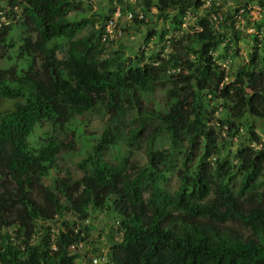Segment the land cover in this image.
<instances>
[{
    "label": "trees",
    "instance_id": "obj_1",
    "mask_svg": "<svg viewBox=\"0 0 264 264\" xmlns=\"http://www.w3.org/2000/svg\"><path fill=\"white\" fill-rule=\"evenodd\" d=\"M83 1L0 0V103H11L0 109V264H73L80 232L114 264H264V17L234 65L237 8L139 0L137 20L126 0H107L145 27L124 54L102 40L109 17H86ZM150 41L161 46L145 56ZM157 89L160 109L148 101ZM90 113L106 121L87 139ZM70 154L77 178L59 166ZM72 216L87 225L74 233Z\"/></svg>",
    "mask_w": 264,
    "mask_h": 264
},
{
    "label": "rangeland",
    "instance_id": "obj_2",
    "mask_svg": "<svg viewBox=\"0 0 264 264\" xmlns=\"http://www.w3.org/2000/svg\"><path fill=\"white\" fill-rule=\"evenodd\" d=\"M252 0H232L233 4L232 5H225L226 8H232L234 7V4L236 5H242L245 2H250ZM130 5V8H132L133 12L135 14H140V9L141 7L136 5L137 2H139V0H134V2L132 0L127 1ZM84 4H86V6H89V9L86 10V17L91 18V15H93L96 19H98V15L100 14H104L108 17H110L112 15L113 9L116 8L117 4L116 3H108L107 0H84L83 1ZM151 13H153V10H151ZM200 13V12H199ZM125 16V15H124ZM124 16H120L116 22H115V26L118 29H122L125 30L123 31L122 37L119 39H116L110 49L111 50H115V48H119V50H122L123 53L125 54L126 51L131 50L132 52L136 51L138 46L141 44L140 41V37H141V32L144 33V29L145 27H139L138 28V33L135 32V28L132 26V24L130 22H128ZM146 22H150L149 20H145ZM251 21H254L253 19H251ZM153 21L150 22V26L153 25L152 23ZM193 21L191 19L187 20L184 22V24L181 26V30H187L191 25H192ZM155 28L159 29V28H163V25H161V22H156L154 23ZM165 27V26H164ZM88 28L84 29L78 36H83L87 33ZM239 34H238V43H237V47H238V57L233 61V64H237V63H242L241 60H245L247 51L249 49L250 46V41L247 37H245L246 34H249L250 31H247L246 34H244L243 30H239ZM177 36L179 35V33H172V36ZM171 36V34H170ZM163 44V43H162ZM166 46V44H164ZM159 46H161V43L155 44L154 41H150L148 42V44H146V51L145 53L148 55L152 52H155L159 49ZM166 50V49H165ZM58 57L60 58L61 55H58ZM231 71L230 70L227 75H228V79H231ZM169 85V84H168ZM160 99H161V94L159 92V90L157 89L152 96L148 99L149 103L152 105L150 107H154L156 109H160ZM159 107H156L158 106ZM11 107V103L9 102H3L2 104L0 103V109H5V108H10ZM85 121V127L84 130H86L85 132V136L87 137V139L89 138V136L92 134L94 135H98V133L101 132L103 125L105 124L106 118L105 116H101L100 114L97 113H90L85 115V117L83 118ZM255 132L261 137L262 140H264V124L260 123L259 121H255ZM83 136V135H82ZM81 138L76 141V148L77 150L82 151L84 149V146L86 143L83 142V139ZM140 148V147H139ZM134 160L139 161L140 163L144 162V154H143V149L141 148L138 151H133V155H132ZM80 159V156L78 154H70V155H62L59 161V166L61 168H67L69 170V172L71 173V175L73 177H79V173L76 170L75 164L76 162ZM103 222V221H101ZM94 226L100 227L102 228V226L100 225L99 221L96 220L93 223Z\"/></svg>",
    "mask_w": 264,
    "mask_h": 264
},
{
    "label": "clouds",
    "instance_id": "obj_3",
    "mask_svg": "<svg viewBox=\"0 0 264 264\" xmlns=\"http://www.w3.org/2000/svg\"><path fill=\"white\" fill-rule=\"evenodd\" d=\"M127 1H130V0H126V2ZM133 2H134V0H132ZM208 1L209 0H205V5H207L208 4ZM216 1H220V2H222L223 3V5H232L233 4V2H232V0H216ZM128 3V2H127ZM244 4V3H243ZM242 4V5H243ZM253 7H255V8H258L259 9V12H260V15H259V17H252V14L254 13V9H253ZM236 8L238 9V10H236ZM230 9H234V10H236L237 11V14L234 16V18H235V23H234V29L236 30V31H238L239 32V30H243V32H244V34H246L247 33V31H249V30H252L251 32H249V34H252V33H254V30H253V28H252V26H251V23L252 22H255V21H258L259 19H261V21H262V18L264 17V0H252V1H250V2H247V5L246 6H243V7H241V5H236V4H234V7H232V8H230ZM118 11V16L117 17H113V14H114V12L115 11ZM151 10H153V13H151ZM240 10H242V12L241 13H239V11ZM140 12H141V9H140ZM154 9L153 8H151L150 9V14H154ZM133 14H135L134 12H133V10H132V15ZM125 15V16H124ZM132 15L129 13V11H125L124 12V14H122L121 13V11L119 10V8L118 7H116V8H114L113 9V12H112V15L109 17V19L108 20H106V22H105V24H104V26H103V31H104V33L102 34V40H104V39H109V41L111 42V44L110 45H112V43L116 40V39H119V38H121L122 37V34H123V30L122 29H118V28H116V26H115V22H116V20L120 17V16H124L125 17V19L128 21V22H130L131 24H132V21H131V19H132ZM136 15V19L137 20H141L142 19V15H141V13L140 14H135ZM146 16H148V15H146ZM189 19H191L192 21H193V18L191 17V15L189 16H187L186 18H185V20H184V22L185 21H187V20H189ZM251 19H253L254 21H251ZM110 20H112V26H111V28H110V30H109V33H106V31H105V26L108 24V22L110 21ZM145 20H147V18L145 19ZM247 24V25H246ZM192 25H193V23H192ZM191 25V26H192ZM216 26V23L214 24V27ZM262 26H264V21H263V23H262ZM119 32V33H118ZM240 33V32H239ZM262 33V30L260 31V34ZM246 35H248V34H246ZM245 35V36H246ZM237 38H238V35H237ZM239 40V39H238ZM148 44V43H147ZM163 44H167V43H163ZM137 50H138V48H137ZM147 49H146V45L145 46H143V47H140V51H143L144 52V54H145V56H147V54L145 53V51H146ZM222 51V49L221 48H219L215 53H214V55L215 54H217V53H219V52H221ZM134 52H136V51H134ZM152 53H154V52H152ZM151 54V53H150ZM229 54V53H228ZM149 55V54H148ZM58 57V56H57ZM59 58V57H58ZM245 59H246V57H245ZM221 68H223L224 69V71L225 72H229V62L227 61V62H225V63H222L221 65ZM225 79H228V75H227V78H225ZM87 220V219H86ZM87 222H88V220H87ZM50 223H51V225L53 226L51 229L52 230H54V229H57V228H54V226H56V225H59V219L57 218V217H54V219L53 220H51L50 221ZM113 224V226H114V228H116L117 227V222H114V223H112ZM50 229V230H51ZM59 230V229H58ZM50 234H52L51 233V231H50ZM54 238V237H53ZM53 238H51V239H53ZM52 249H54L53 247H52ZM107 249V248H106ZM108 253H109V256H110V252H109V250H108ZM79 256H80V254H79ZM111 260V259H110ZM112 261V260H111Z\"/></svg>",
    "mask_w": 264,
    "mask_h": 264
},
{
    "label": "built area",
    "instance_id": "obj_4",
    "mask_svg": "<svg viewBox=\"0 0 264 264\" xmlns=\"http://www.w3.org/2000/svg\"><path fill=\"white\" fill-rule=\"evenodd\" d=\"M253 9H254V13L252 14V17H259L260 15L259 9L255 7H253ZM241 12L242 10L239 11V13ZM117 16H118V11L116 10L113 14V17H117ZM0 20H2V18H0ZM212 20L215 21V17H212ZM112 24H113L112 20H110L108 24L105 26L106 33H109ZM249 31L251 32L252 30ZM71 219L76 223V228L74 229V233L77 232L78 226L80 225L85 226L88 223L86 219L78 220L75 216H72ZM50 231L52 233L51 238H53L58 233V229H54V230L51 229ZM79 237H82L81 232L79 233ZM79 237L75 242L69 245L70 252H75L80 254V256L73 261V264H114V262L110 260L109 253L106 248L96 246L97 249L93 253L88 252L87 249H91V248L89 246L84 248L83 241ZM83 253L85 255L81 256V254Z\"/></svg>",
    "mask_w": 264,
    "mask_h": 264
}]
</instances>
